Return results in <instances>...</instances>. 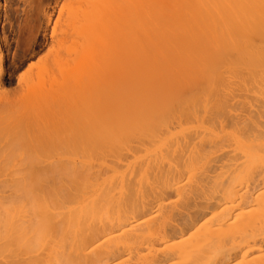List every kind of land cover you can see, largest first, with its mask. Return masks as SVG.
Here are the masks:
<instances>
[{
  "label": "bare ground",
  "instance_id": "bare-ground-1",
  "mask_svg": "<svg viewBox=\"0 0 264 264\" xmlns=\"http://www.w3.org/2000/svg\"><path fill=\"white\" fill-rule=\"evenodd\" d=\"M169 7L0 87V264H264V0ZM73 90L88 135L24 129Z\"/></svg>",
  "mask_w": 264,
  "mask_h": 264
},
{
  "label": "rangeland",
  "instance_id": "rangeland-1",
  "mask_svg": "<svg viewBox=\"0 0 264 264\" xmlns=\"http://www.w3.org/2000/svg\"><path fill=\"white\" fill-rule=\"evenodd\" d=\"M171 2L172 0H0V52L2 55L0 87L2 91H4V94L12 101L17 102L22 94H24L26 80L33 75L35 76L36 72L41 69H39V67H42L45 62H50L60 53L62 57L67 56V59L72 58L71 56L73 55H71V52L68 51V55L70 56H68L67 53L65 54L66 49L63 50V48H66V46H80V44L84 46L85 43H88V46L91 48H89V53H97L96 50L102 48V46H106L107 42L108 44L112 43L107 41V33L109 36L112 30H115V32L117 31L116 33L112 31L110 37H108L111 38L110 40L112 41L114 36H117V39L121 32H127L128 29L139 31L143 28H152L151 24H154L155 16H157L158 13H163V10L168 11L171 7H169ZM128 16L129 18H127ZM143 19H149L150 23V20H152V23L149 24L148 20L145 22ZM143 22L147 24L144 23V27L142 25ZM94 32H98V35ZM101 41L102 43H100ZM95 43H98V46H96ZM60 46H63V48ZM92 49L95 50L93 51ZM47 79L48 77L46 78V82H44L46 87H49L50 81ZM91 80L93 79H87L88 82L85 81L83 83V85L86 84L87 90L85 89L86 87L81 86L83 90H81L80 93L83 95L86 93L85 96L90 94V91L93 90V87H88L91 83L94 85V80ZM89 81L91 82L89 83ZM79 89L80 87L78 90ZM77 94V91L71 94L73 96H70L72 97L71 101L68 99L70 102L69 104L66 101H59L61 103L64 102L60 105L58 103V105H56V103L53 104L54 106L52 107L55 109L51 107L52 111L50 110V112L46 113L47 115H42V117L44 116L43 118L39 116L41 119L39 117L36 118L37 120L32 119L33 124L30 121L28 126L25 127L27 124L24 123L26 122L20 121V129L22 130V124H24V129L33 127L30 130L33 131L34 135L39 136V139H41L40 135H43L41 136V140L44 139L47 141L48 139L52 142L56 141L53 143H59L60 146L63 142L75 141L76 137L79 136V133L84 129L86 131L84 130L81 134L88 135L90 131L89 128L93 125L91 123V121H93L91 116L96 113L93 111L94 107L96 111L98 107L95 106L96 104L93 105L90 99L91 97H87L90 101H87L86 97L82 100L80 98L82 95L79 94L80 96L77 98ZM73 99L78 102H72ZM66 103L71 107L69 106L67 108ZM77 103H80L78 107ZM63 104L65 105L63 106ZM59 106L62 107V110L66 106L63 110L65 111L66 109V111L62 113ZM82 107H84L83 110ZM56 108L57 111H55ZM67 109L71 110L67 111ZM77 113L79 115H77ZM80 113H84L85 115H81ZM74 114L77 115V118L79 116L82 118H78L77 120ZM79 120H81V122ZM15 125L18 124H14L13 126ZM19 125L17 127H19ZM37 127H41V131L45 133H38V129L36 130ZM40 129L39 132H41ZM0 142L3 143L1 140Z\"/></svg>",
  "mask_w": 264,
  "mask_h": 264
}]
</instances>
